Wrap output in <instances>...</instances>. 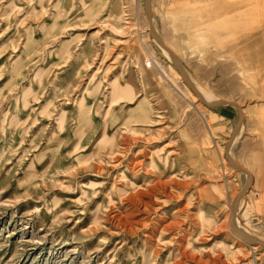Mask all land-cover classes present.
I'll list each match as a JSON object with an SVG mask.
<instances>
[{
  "label": "rangeland",
  "instance_id": "374dc122",
  "mask_svg": "<svg viewBox=\"0 0 264 264\" xmlns=\"http://www.w3.org/2000/svg\"><path fill=\"white\" fill-rule=\"evenodd\" d=\"M151 5L168 42L182 20L200 29L184 67L245 111L236 217L264 240L263 37L230 0ZM192 94L143 0H0V264H264L229 227L247 178L223 160L237 113Z\"/></svg>",
  "mask_w": 264,
  "mask_h": 264
},
{
  "label": "bare ground",
  "instance_id": "6f19581e",
  "mask_svg": "<svg viewBox=\"0 0 264 264\" xmlns=\"http://www.w3.org/2000/svg\"><path fill=\"white\" fill-rule=\"evenodd\" d=\"M151 1H149V10H150V23H151V28H152V32L162 41V43L168 47L171 52L176 56V58L178 59L183 72L185 73V75L187 76V78L189 79V81L193 84V86L203 95V97L205 98V100L207 101H213V100H224L221 98H217L214 96H211L208 92H206L204 89H202L197 82L193 79V77L189 74L188 70L184 67L183 63H182V59L180 54L182 53L183 50H187V48L185 47L187 41L189 42L190 46L189 48L191 49H195V48H203V43H205L206 41H204L201 37H198V32L200 31V29L198 28H191L190 24H187L185 20H182L179 23H175L174 26V30H176V32H181L184 35L181 37H175V39H173L172 41L168 42L167 40H164L159 34L158 32L155 30L154 28V22H153V17H152V5H151ZM228 12H230V15L232 18H235L237 20H242L243 22H246V30L248 31L250 34V36H253L254 38L257 35H262L263 40H264V0H230V5L228 6ZM227 12V13H228ZM145 17V14H144ZM230 17V16H229ZM146 18V17H145ZM183 18V17H182ZM184 19V18H183ZM228 19V17H227ZM147 22V34L149 35V37L151 38V40L157 45V47H159V49L161 50V53L169 60V62L172 64V66L174 67L173 63H172V58L171 56L167 53L166 50H164L161 46H159L155 40L150 36L149 34V27H148V20L146 19ZM229 24L228 21L226 20L225 17V21H223L222 23V27L223 30H225V25ZM221 25V24H220ZM202 30V29H201ZM175 32V33H176ZM239 34V33H237ZM242 34V33H241ZM244 36H249L246 33H243ZM226 35V34H225ZM223 39V38H222ZM221 39V40H222ZM259 41V39H255V41ZM225 41V40H224ZM218 43V42H217ZM220 45L221 47H225V42L220 41ZM257 50V49H256ZM189 51V50H188ZM223 51V50H222ZM203 52V50L201 51ZM224 52H227L226 50ZM233 53V52H232ZM226 54V53H225ZM222 55V54H220ZM229 55V54H228ZM238 55V54H237ZM240 55V54H239ZM230 56V55H229ZM222 57V56H220ZM231 57V56H230ZM235 57V56H234ZM246 64V63H245ZM233 66V65H231ZM230 66V67H231ZM243 66V65H242ZM235 67V65L233 66ZM241 67V66H240ZM175 68V67H174ZM264 68V67H263ZM232 69V67H231ZM176 70V69H175ZM233 71V69H232ZM234 72V71H233ZM176 73L179 77V79L183 82V84L189 89V91L191 93H193L191 91V89L189 88V86L184 82V80L182 79V76L180 75V73L178 72V70H176ZM262 73V72H261ZM256 75H258L256 73ZM248 77V76H247ZM257 79V78H256ZM255 79V80H256ZM256 82V81H255ZM196 99H198L196 97V95L193 93L192 94ZM261 97V96H260ZM198 101L204 106L205 109H211L209 107H207L206 105H204L199 99ZM228 101V100H225ZM236 103V102H234ZM222 105H228V104H222ZM237 107H238V111L240 113V121L238 124V127L234 133V136L231 139V143H230V147L228 148V152H227V157L234 161L236 164H238L232 157L231 155V148L233 146V144L235 143L236 139L239 136V133L241 131V129L244 127V121H245V111L241 108V106L236 103ZM230 106V105H229ZM232 107V106H231ZM234 108V107H233ZM235 109V108H234ZM237 142V141H236ZM223 160L226 164H228L231 168L237 170L236 168H234L232 165H230L228 163V161L226 160V154H225V150H223ZM240 167H242L244 169L245 172L239 171L241 172L245 177L248 178V186L246 188V190L241 194L240 198L242 197L243 194H245L247 191H249L250 188V184L252 181V173L247 170L245 167L241 166L240 164H238ZM250 175V176H248ZM246 179V178H245ZM240 198L238 199L237 203H236V212H237V206H238V202L240 200ZM236 212H235V216H234V225L236 228H238L239 230H242L243 232H245L242 228L241 225L238 223L237 217H236ZM246 233V232H245ZM234 234V233H233ZM248 234V233H246ZM235 235V234H234ZM236 236V235H235ZM238 237V236H236ZM239 238V237H238ZM241 239V238H239ZM243 240V239H242ZM244 242H246L245 240H243Z\"/></svg>",
  "mask_w": 264,
  "mask_h": 264
},
{
  "label": "water",
  "instance_id": "95a60500",
  "mask_svg": "<svg viewBox=\"0 0 264 264\" xmlns=\"http://www.w3.org/2000/svg\"><path fill=\"white\" fill-rule=\"evenodd\" d=\"M149 1L150 0H143V6H144V14L146 19L148 20V27H149V34L150 36L155 40V42L161 46L164 50L167 51V53L171 56L172 58V63L175 67L176 70H178V72L180 73V75L182 76V79L184 80V82L189 86V88L191 89V91L196 95V97L207 107L209 108H213L216 107L218 105H222V104H228L232 107L235 108V110H238V107L236 105V103H234L233 101H225V100H213V101H207L205 100V98L203 97V95L193 86V84L189 81V79L187 78V76L185 75V73L182 70V67L178 61V59L176 58V56L171 52V50L166 47L162 41L152 32V28H151V23H150V10H149ZM240 121V113L238 111V115H237V119L233 125V128L231 130L230 136L225 144V154H226V160L228 161V163L230 165H232L234 168H236L239 171L245 172L244 169L242 167H240L238 164H236L234 161L230 160L227 157V152H228V148L230 147V143H231V139L234 136V133L238 127ZM247 174V173H246ZM248 175V174H247ZM250 176V175H248ZM248 178H246L239 190V192L236 194L234 201L232 203L231 206V214H230V220H229V227L230 230L239 238L245 240L246 242H250L253 244H257V245H261L264 246V240H260L250 234H246L245 232H243L242 230H239L238 228L235 227L233 221H234V216H235V212H236V203L238 201V199L240 198L241 194L246 190L247 186H248Z\"/></svg>",
  "mask_w": 264,
  "mask_h": 264
},
{
  "label": "crops",
  "instance_id": "0c3cea01",
  "mask_svg": "<svg viewBox=\"0 0 264 264\" xmlns=\"http://www.w3.org/2000/svg\"><path fill=\"white\" fill-rule=\"evenodd\" d=\"M218 106H223V105H218ZM218 106H216V107H218ZM216 107H213V108H216ZM231 107V106H230ZM233 108V107H232ZM234 109V108H233ZM211 110V109H210ZM234 111H236L235 109H234ZM236 113H237V111H236ZM236 113H235V119H236ZM217 114H221L222 116H223V118H225L224 117V115L222 114V113H217ZM237 115H238V113H237Z\"/></svg>",
  "mask_w": 264,
  "mask_h": 264
}]
</instances>
